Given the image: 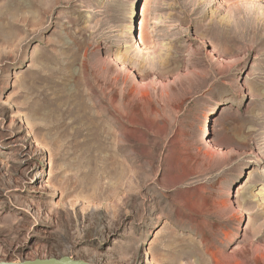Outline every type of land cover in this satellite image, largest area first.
<instances>
[{
	"label": "rangeland",
	"instance_id": "rangeland-1",
	"mask_svg": "<svg viewBox=\"0 0 264 264\" xmlns=\"http://www.w3.org/2000/svg\"><path fill=\"white\" fill-rule=\"evenodd\" d=\"M264 264V0H0V264Z\"/></svg>",
	"mask_w": 264,
	"mask_h": 264
},
{
	"label": "water",
	"instance_id": "water-1",
	"mask_svg": "<svg viewBox=\"0 0 264 264\" xmlns=\"http://www.w3.org/2000/svg\"><path fill=\"white\" fill-rule=\"evenodd\" d=\"M32 264H87L80 261H71L69 258H63L61 260H38Z\"/></svg>",
	"mask_w": 264,
	"mask_h": 264
}]
</instances>
